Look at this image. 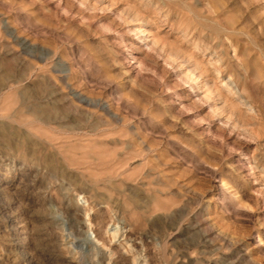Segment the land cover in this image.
Here are the masks:
<instances>
[{
  "label": "rangeland",
  "instance_id": "1",
  "mask_svg": "<svg viewBox=\"0 0 264 264\" xmlns=\"http://www.w3.org/2000/svg\"><path fill=\"white\" fill-rule=\"evenodd\" d=\"M0 264H264V0H0Z\"/></svg>",
  "mask_w": 264,
  "mask_h": 264
},
{
  "label": "bare ground",
  "instance_id": "2",
  "mask_svg": "<svg viewBox=\"0 0 264 264\" xmlns=\"http://www.w3.org/2000/svg\"><path fill=\"white\" fill-rule=\"evenodd\" d=\"M220 58V57H219ZM217 59V58H216ZM215 60V59H214ZM218 60H220V59H218ZM221 61V60H220ZM219 61V62H220ZM215 69L217 70V74L215 75L216 77H218V73L221 71L220 69H219V67H215ZM196 70V69H195ZM193 74V73H192ZM192 80V79H191ZM220 81L222 82V85L223 86H225V88H226V90H227V93H229V96L231 95L232 97H234V95L236 94V100H238L237 101V103L238 102H240V103H246V102H243L242 100H241V98H242V96H241V94H239V91H238V89H237V86L231 81V80H229V79H227V80H223L222 78L220 79ZM230 96V97H231ZM235 98V97H234ZM231 99V98H230ZM234 102V101H233ZM77 203V202H76ZM78 204V203H77ZM80 206V205H79ZM77 207V206H76ZM88 222V221H87ZM92 243L94 242V241H91ZM96 243V242H95ZM95 243H93V244H95Z\"/></svg>",
  "mask_w": 264,
  "mask_h": 264
}]
</instances>
